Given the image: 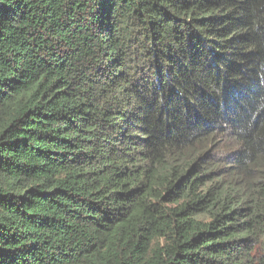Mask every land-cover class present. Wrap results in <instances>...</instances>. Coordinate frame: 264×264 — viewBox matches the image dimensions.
Instances as JSON below:
<instances>
[{"label": "trees", "instance_id": "1", "mask_svg": "<svg viewBox=\"0 0 264 264\" xmlns=\"http://www.w3.org/2000/svg\"><path fill=\"white\" fill-rule=\"evenodd\" d=\"M0 264H264V0H0Z\"/></svg>", "mask_w": 264, "mask_h": 264}]
</instances>
